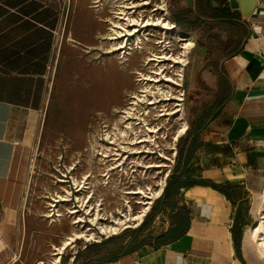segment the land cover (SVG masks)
<instances>
[{
  "label": "crops",
  "instance_id": "1",
  "mask_svg": "<svg viewBox=\"0 0 264 264\" xmlns=\"http://www.w3.org/2000/svg\"><path fill=\"white\" fill-rule=\"evenodd\" d=\"M72 4L76 11L88 14L84 0H0V264L13 259L24 213L23 192L14 177L17 156L35 136L48 103L51 68L62 45V13ZM181 7L183 20L213 26L217 35L227 39L224 46L212 50L214 60L202 68L204 93L197 100L205 103L185 146L195 145L183 177L231 187L232 199L210 186L181 189L174 212L162 209L152 217L142 247L114 262H99L98 257L77 263L74 256L71 263H258L246 252L244 229L238 257L232 227L237 214L243 215V207L256 196L264 176V0H183ZM89 20L81 21V26L91 27ZM182 33L194 42L192 52L195 41ZM69 36L92 48L87 33ZM207 52L206 47L196 49L193 67L200 66V55ZM183 210L189 212L187 232L156 245L160 236L179 226L173 216Z\"/></svg>",
  "mask_w": 264,
  "mask_h": 264
},
{
  "label": "rangeland",
  "instance_id": "2",
  "mask_svg": "<svg viewBox=\"0 0 264 264\" xmlns=\"http://www.w3.org/2000/svg\"><path fill=\"white\" fill-rule=\"evenodd\" d=\"M94 1L84 0L88 3V14L76 11V5L74 4L71 7L67 6L62 13V45L51 68L52 85L49 90L48 103L41 113L35 136L22 147L16 160L15 184L23 192L24 213L20 224L18 244L14 248L13 259L7 264H36L38 261L44 262V264H52L50 253L53 246L60 242L57 237L58 234L63 237L64 233H70V230L74 228L78 231H85L86 236L93 232L94 238L97 239L100 236L99 232H102L101 226L110 224L109 222H95L94 219L97 214L99 213L97 218L103 217L109 221L118 216L116 209H120L122 199H124L121 192L122 185L116 186L115 179L110 180L109 185H104L103 179L97 177V174L102 173V170L95 172L99 181L95 182L94 208H97V204H101L99 208L103 210L97 214L95 210L93 211L94 215L90 218L92 220L94 217V221H91L92 224H95L94 227L88 223L86 227L73 224L75 218L67 215L66 208L70 206L66 204L61 207L60 212H62L63 217H61L60 223L56 225L47 224L40 214L48 213L46 208H48L49 200L46 197L58 196L62 192L59 186L54 184L52 172L58 176L60 173L69 175L70 167L78 162L77 170L72 172L74 177L79 179L80 176L90 173L92 166H94L91 165L92 159L96 157L95 152L92 155L94 148L92 145L91 150L90 142H93L94 135L100 134L103 126L102 121H113L117 117V112L127 106L126 110L132 111L128 109L132 96H135L141 87L146 86L143 82L138 81L139 76L156 77L154 71H157L159 67H163L165 74L180 83L181 87L178 88L171 82H166L165 78L161 76L159 77L160 82L156 84L148 82V85L154 88L156 86L163 88L165 91L164 96L156 93L155 98L154 96L144 98L142 94L137 93V97L143 98V104H140L141 101L139 102L137 98L133 99V102L138 103V105L136 107L131 105L130 107L132 109L136 108V112L149 110L150 115L156 114L159 125L162 126L161 133L167 135L164 141L162 139L160 141L165 142V144H169L170 141L171 145H174L177 149L179 158L178 156L176 158L174 173L179 165L181 153L195 130V120L198 112L205 103L202 98L197 100L204 93V86L201 84L204 63L213 61L212 50L224 46L223 43L227 42V39H224L225 37L219 36L217 31H213L216 30L213 26L184 20L183 28L177 27L176 19L180 16L183 8L181 7L183 0H108L103 7H100V3H94ZM118 5L136 6L135 9L128 12V15L133 19H141L145 22L148 19L157 18L166 19L165 21H167L170 17L175 26L190 36L196 43L195 50L188 53V62L192 61L197 48H207L208 52L200 55V66L193 67L192 62L186 64L182 71L183 76L179 77L177 74L180 72V65H176L171 61H166L159 66L154 65L153 62L148 66L144 65L146 58H150L151 55H162L164 46H166L164 53L168 55L176 54L180 50V43L175 35L172 33L169 38L168 33L165 37L162 27L148 26L141 28L133 26L128 30L132 32L137 29L139 33L137 32L134 36H128L124 40L116 42L108 40L107 38H111L113 32H110L111 24H108L107 21L111 19L117 22V19L114 20L112 10L118 12ZM82 6L86 8L85 4ZM86 18L91 19L89 20V26H91L89 28L81 26V21L86 20ZM192 28L193 30H189ZM74 32L82 36L87 33L91 37L89 45L92 48L88 49L85 45L78 44L70 38L69 34ZM141 32H145L147 36H142ZM137 35L138 37L142 36L139 37L141 40L140 45L137 44L139 41ZM145 38L149 40H145ZM161 40L164 41L163 44H156ZM121 45L124 46L123 50L109 54V51ZM138 45L141 46V50L140 48L136 49L139 47ZM129 48L133 50H129ZM129 52L131 54L127 55ZM121 56L129 60L121 64L123 61L120 58ZM167 97L169 100H164ZM178 97L182 98L181 102L175 100ZM147 100L156 105L147 107ZM176 103H180L181 106H175ZM177 109H181L188 124L186 133L180 137H178L179 121L176 120L178 116L173 115ZM162 112L165 113V116L160 115L159 118L158 114H163ZM121 122H123V118H121ZM94 161H96V158ZM96 166L99 167L100 165L96 164ZM263 188L264 176L262 182L258 185L256 196L261 195ZM254 200L255 197H252L250 202L242 209L245 232L256 221L253 213ZM132 214L131 212L129 215ZM146 221L147 225L140 231L133 244L149 235L151 231L149 224L152 221L151 212L146 217ZM92 227L93 230L90 229ZM138 229L120 231L118 235L111 237L119 239L102 246H94L89 252L86 250L97 244H87V247L84 248L85 237L75 239V247L68 248L61 255L62 258L58 264H75L71 263V258L74 256L77 263L85 262L89 258H101L108 252L114 251L118 246L130 242L133 232ZM256 259L257 264L262 263L260 259Z\"/></svg>",
  "mask_w": 264,
  "mask_h": 264
},
{
  "label": "built area",
  "instance_id": "3",
  "mask_svg": "<svg viewBox=\"0 0 264 264\" xmlns=\"http://www.w3.org/2000/svg\"><path fill=\"white\" fill-rule=\"evenodd\" d=\"M132 99L137 98L132 96ZM140 104H143V101ZM146 104L147 107L155 105L150 101ZM129 105L136 107L138 103L132 100ZM130 106L128 109L132 111L124 110L122 125L110 129L102 123L101 132L94 146L95 158L99 159L100 166L103 168L98 177L103 179L104 185H109V181L113 179L116 180V186L122 185L121 192L124 199L120 209H116L118 216L114 220L97 218L96 215L95 219L93 217L91 220L94 210L96 214L103 210L99 208L101 204H97V208H94L95 182L99 180L97 178L92 180L91 173L80 176L79 179L74 177L72 172L76 170L78 162L70 167L69 175L60 173L58 176L52 172L54 184L58 185L62 192L58 196L46 197L49 200L48 208H46L48 213L42 214V218L49 225L60 223L63 217L60 211L64 204L71 207L66 208V213L69 217L75 218L73 224H79L82 227H86L87 223L94 227L95 224L91 222L94 220L100 223L109 222V225H115L118 220L121 221L118 225L119 230L115 233L104 234L100 231V236L95 239L94 235H91L94 234L92 232L86 239L84 238V248L87 244L99 243L113 235H118L120 231L141 227L156 201L163 196L175 167L177 149L171 145L170 141L169 144L160 141V139L164 141L167 135L161 133L162 126L159 125L156 114L150 115L149 110L136 112L137 109H132ZM164 114H158L159 118L160 115L165 116ZM131 212L133 214L129 215ZM93 227L90 229L93 230ZM40 263L44 262L36 264Z\"/></svg>",
  "mask_w": 264,
  "mask_h": 264
},
{
  "label": "bare ground",
  "instance_id": "4",
  "mask_svg": "<svg viewBox=\"0 0 264 264\" xmlns=\"http://www.w3.org/2000/svg\"><path fill=\"white\" fill-rule=\"evenodd\" d=\"M106 1L108 2V0H95L94 3H100L99 6L103 7V5ZM118 7H119L118 8L119 10H117L118 12H114L112 10V14L114 15V18H117V20H116L117 22H114L110 19V21H111L110 32H113V34L111 35V38H109V39L116 42V41H119L122 39L124 40L128 36H134V34H136L139 30L135 29V30H133V32H131V30H128L130 27L133 28V26L141 27V28H145L148 26L162 27V29L164 30L163 34L165 37L168 33H169V38H170V34L173 33L175 35V38L180 43V50L176 54L172 53V54L168 55L167 53H164L166 50V46H164V48L162 49V52H163L162 55H160V56H158L156 54L151 55L150 58L149 57L146 58V61H144L145 62L144 65L148 66L150 63L153 62L154 65L159 66L160 64H163L166 61H171L176 65H180V72L177 74V76L182 77L183 76L182 75L183 68L186 67V64L189 63L188 62V53L193 49L194 42L190 38L185 36L182 33V31L175 26L174 22H172L170 20V17H169V20H167V21H165L166 19L164 20V19L157 18V19H152V20L148 19L145 22L144 20H141V19L140 20L133 19V18H131V16L128 15V12L132 9H135L136 6L118 5ZM139 8H140V6H139ZM119 22H123V23H119ZM138 35H137V37H138ZM142 36H147V35H145V32H143ZM142 36H139V37H142ZM139 37H138L139 41L137 42V44L140 45L141 40ZM145 40H149V39L145 38ZM163 43H164V41L161 40V41L157 42L156 44H163ZM161 46H163V45H161ZM138 48H140V50H141V46L137 47L136 49H138ZM123 49H124V46H122V45L119 47L117 46V48H114L113 50L109 51L110 52L109 54H111L112 52L123 50ZM129 50H133V49L129 48ZM129 54H131V53L130 52L127 53V55H129ZM120 58H122V56ZM122 59H123V61L121 64H123L124 62H127L129 60L128 58H122ZM154 73H156L155 74L156 77L149 76V75H140L139 76L138 81L143 82V84H145L146 86L141 87L136 92V94L137 93L142 94V97H144V98L146 96H154V98H155L156 93L161 94V95L163 93L165 94V91L163 90V88H160L158 86H156L154 88V87H151L148 85V82H154V84L160 82L161 79H159V77H161V76L163 78H165L166 82H171L172 84H174V86H176L178 88L181 87L180 83H178L177 81H175L172 78H169L167 76V74H165V70L163 69V67H159V69L157 71H154ZM136 94L134 97L138 98L140 101H143V98L140 99V97L139 96L137 97ZM164 94H163V96H164ZM163 96H161V97H163ZM168 96H169V94H168ZM180 96H183V95H180ZM164 100H169V98L167 97ZM175 100L178 102H181L182 98L178 97ZM175 106H181V104L176 103ZM154 108H155V106H154ZM173 115L178 116V118L176 120L179 121L178 137H180L186 133L187 128H188V124L184 118L183 112H181V109L175 110ZM260 194L261 195L255 196L254 205H253V213H254V216L256 218V221L246 231L244 244H245L246 252L250 255V257L254 256V257H256L262 261L261 264H264V188H263V192ZM97 216H99V213L97 214ZM119 224H121V221L118 220L115 225L101 226L102 233H105V234L115 233L116 231L119 230V228H118ZM84 233H85V231H78L74 228L70 230V233H64V236L61 239V241L59 242V244L54 245L53 250L50 253L52 264H58V262H60L61 255L68 248H74L75 247V245H74L75 239L81 238L82 236L87 238V236H89V235L86 236ZM91 235H93V234H91ZM54 251H56V253H54ZM40 264H42V263H40Z\"/></svg>",
  "mask_w": 264,
  "mask_h": 264
},
{
  "label": "trees",
  "instance_id": "5",
  "mask_svg": "<svg viewBox=\"0 0 264 264\" xmlns=\"http://www.w3.org/2000/svg\"><path fill=\"white\" fill-rule=\"evenodd\" d=\"M183 19L179 16L176 19V26L179 28H183ZM194 143L190 146L189 149L184 148L182 153H181V158L179 165L177 166L176 170L174 171L173 175L170 177L168 186L163 194V196L158 200L156 205L153 207L152 210V217L156 216L159 214L162 209H169V211L174 212L175 209L177 208L176 206V201L175 198L180 194L181 189H185L188 187H192L195 185H200V186H210L213 189L219 191L220 193L224 194L229 200L232 199V191L233 188L228 187V186H220L212 181L209 180H196V179H184L183 173L185 170V167L188 162L189 154L194 148ZM173 220L175 222L179 223V226L171 231H169L168 234L160 236L157 241L156 245L161 246L167 244V242H172L176 240L177 238L183 236L188 228H189V212L187 210H183L182 212H178L175 216H173ZM147 225V221L144 223V225L139 228L138 230L133 232V236L130 242H128L126 245H121L118 246L114 252L110 253L108 256L100 258L99 262L103 263H109V262H114L118 258L128 255L140 247L144 245V242H137L133 245V242L135 239L138 237L140 231ZM244 226V218L241 212L237 214L235 217V223L232 227V235H233V241H234V247L235 251L238 255L239 258H241V253H240V246H241V239H242V229ZM119 239V238H112L106 242H103L101 244L93 245L89 247L87 252L91 250L92 247L94 246H102L108 243H111L113 240Z\"/></svg>",
  "mask_w": 264,
  "mask_h": 264
},
{
  "label": "flooded vegetation",
  "instance_id": "6",
  "mask_svg": "<svg viewBox=\"0 0 264 264\" xmlns=\"http://www.w3.org/2000/svg\"><path fill=\"white\" fill-rule=\"evenodd\" d=\"M114 16V15H113ZM114 19H117V18H114ZM107 23L108 24H110V21H107ZM130 104V103H129ZM128 107V106H127ZM126 107V108H127ZM125 108V109H126ZM124 108L123 109H120L118 112H117V117H116V119H114L113 121H102V123H104L106 126H107V128H110V129H114V128H116V127H118V125L120 126V125H122V122H121V118L123 117V113H124V110H125ZM133 119H135V118H133ZM119 122H121V123H119ZM110 129H108L109 131L108 132H110ZM97 134L96 135H94V137H93V144L90 142V145H91V150H92V145H93V148H94V146H96V141H95V138H97ZM111 136V135H110ZM97 140V139H96ZM92 155H94V149H93V153H92ZM95 159V158H94ZM94 159H92V163H91V165H94V166H92V168H91V171H90V173H91V177H92V180L93 179H95V178H97L98 176H100L101 174L100 173H98L97 174V177H96V174H95V172H98L99 170H102L103 168L102 167H98V166H96V164H99V165H101V163L99 162V159L98 158H96V161H94ZM76 170H77V168H76Z\"/></svg>",
  "mask_w": 264,
  "mask_h": 264
}]
</instances>
